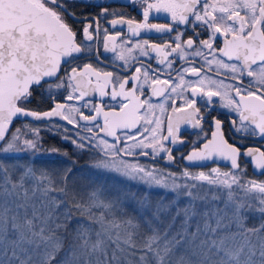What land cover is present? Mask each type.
<instances>
[{
	"label": "snow or ice",
	"instance_id": "1",
	"mask_svg": "<svg viewBox=\"0 0 264 264\" xmlns=\"http://www.w3.org/2000/svg\"><path fill=\"white\" fill-rule=\"evenodd\" d=\"M80 3L93 6L92 0H0V264H264V179L249 177L239 162L241 155L251 158L264 177V150L248 147L241 153L224 139L220 119L212 117L211 139L183 159L195 165L226 161L228 170L217 164L208 171L185 167L174 173L116 160L121 155L154 160L163 153L161 159L173 163L171 146L183 143L181 124L199 127L201 108L229 109L238 116L230 122L241 143L249 137L264 142V0H129L140 7V22L102 3L94 5L98 15L78 17L74 8ZM153 13L167 14L170 22L150 23ZM68 17L82 24L81 39ZM101 19L113 28L127 26L133 36L154 31L161 43L145 37L125 49L132 41H122L116 59L129 75L113 79L112 71L91 63L92 57L100 60L98 46L89 42L99 36ZM102 31L103 50L116 52L121 33ZM188 31L192 35L185 38ZM137 49L163 67L139 61L132 55ZM129 81L133 86L126 91ZM145 85L151 89L147 96ZM37 91L52 101L50 109L28 107ZM97 91L126 102L119 103V112L101 105L88 115L67 103ZM153 97L163 100L153 103ZM169 101L176 118H167L164 134L156 110L163 115ZM73 113L89 123L80 124ZM53 118L91 135H68L72 130ZM14 120L21 126L9 132ZM44 120L51 123H33ZM42 127L53 132L61 127L62 138L77 149L98 150L96 169L173 195L153 203L130 190L77 189L70 167L57 172L36 165Z\"/></svg>",
	"mask_w": 264,
	"mask_h": 264
},
{
	"label": "flooded vegetation",
	"instance_id": "2",
	"mask_svg": "<svg viewBox=\"0 0 264 264\" xmlns=\"http://www.w3.org/2000/svg\"><path fill=\"white\" fill-rule=\"evenodd\" d=\"M97 3H102L105 6H109L112 10H115L116 12H122L125 13L126 16H130L134 18L135 21L140 22L142 20L141 16V9L139 6H132L129 4V0H92V5L93 6H88L83 3H80L77 7L74 8V11L77 13L78 17L80 16L81 13L83 14H94L98 15L100 12V8L94 6ZM89 18H91L89 16ZM68 23L75 29L77 30L78 33V40L81 39L82 37L79 35V30L82 28V24L78 23L74 20H72L71 17L67 18ZM149 22L150 23H169L170 22V17L165 14V13H153L149 17ZM100 27H101V32L98 37H94V40L89 42L93 43L98 46L99 50V56L100 60H96L95 57L91 58V63H93L94 66L99 67L102 71H112L114 73L113 79H115V76L117 73H119L122 77H127L129 75L128 72H123L121 71L120 65L123 63L122 61L116 59V55L118 52L121 50V42L122 41H127L130 40L132 43H125L123 44V47L125 49L127 48H134L136 43L138 41H141L142 38L147 37L149 39V43H161V40L159 38L160 34L155 33L154 31L152 33H145L144 31H141L140 36H133L130 32L127 30V26H124L121 28L120 25H117L116 28H113L110 24H108L105 20L101 19L100 20ZM107 28L109 34H114L116 32H120L121 35H119L116 43L118 45L116 52H105L103 50L102 44L104 42V34H103V29ZM192 35L191 31H188L185 33V38L187 36ZM206 33H201V38H206ZM219 43V41L217 42ZM150 54L154 57L155 53L150 52ZM132 55L138 56L139 61L143 62L144 64H151L153 68H159L163 67V65H158L156 63V60L153 59L151 61L148 60L147 57L139 55V50L137 49L135 52L132 53ZM169 59H172V57H169ZM199 60V58H197ZM79 63H85L87 62L84 59H81L78 61ZM136 61H132L133 65H136ZM180 64V61H177L176 64L173 65V67H178ZM143 71V69H142ZM151 75V73H150ZM209 75H212V73H209ZM164 78V77H162ZM187 79H192L191 77H186ZM216 78V77H214ZM131 86H133V82L129 81L128 85H125V90L127 91ZM139 86V85H135ZM90 87H95V77H93V84ZM156 87H160V85H157ZM112 85H108L105 88L106 92H111ZM119 89L117 88V91ZM63 92L64 90H60ZM144 92L145 96L149 95L151 92V89L145 85L144 86ZM167 95V93H165ZM190 95V93H188ZM234 95V94H233ZM145 96H141L140 99L143 100ZM57 99H61L60 95H57ZM238 99V98H237ZM163 100V97H153L152 102L153 103H159ZM85 101H90L91 103L87 107H82L84 105ZM213 101L215 104L220 103V98L213 97ZM121 102H126L122 101L121 97H117L116 100H112L110 95H105V96H100L99 92H91L90 94L86 95L83 100L79 101H67L69 104H75L77 107H80L81 112H83L85 115L89 114V111L92 107H100L103 105L104 111H114V112H119V103ZM181 101L177 100L176 106L178 107L180 105ZM198 107L200 106L199 103L197 105ZM29 108L31 109H37L40 111L48 110L52 107V101L48 100L45 98L44 95L41 94L40 91H37L33 94L32 96V102L31 104L28 105ZM166 108H168V111L164 112L163 115H160L159 110L157 109V115L159 116L161 120V127L164 129V134H166V125H167V118L169 116L173 117V120H175L176 116L171 112V101L168 102L167 105H165ZM143 111V109L141 110ZM94 114V113H93ZM183 115V114H180ZM201 115H203L204 119L201 122V125L199 127H192L190 124H185L182 123L180 126V132H179V137L180 139L183 140V143H176L175 145H172V155L175 157V161L173 163H169L164 159H161L163 157V153H161L160 157H157L156 159H151L148 156H128V155H121L116 157V160L119 161H127L129 163H139L142 165H147V166H155L158 167L159 169H166L170 170L172 172H180L183 168L187 167L190 168L194 171L197 170H203L207 171L209 168L216 166V163H212L204 168L202 167H191L188 166L185 162L186 160L183 159L184 156L188 155L190 151L192 150L193 146L196 148H200L204 142L207 140L211 139L212 133L215 131V126L214 122L212 120V117H216L217 119H220L222 121V133L223 137L229 144H233L236 147H239L241 149V153L244 152V150L248 147H259L261 150H264V142H262L259 138H245L243 143L240 142L239 139V134L234 133L232 130V125H231V119H237L238 116L236 113L230 112L229 109L227 108H222V107H214L212 111L206 112L204 108H201ZM73 116H76L78 122L80 124H86L89 123L87 121L79 120V117L77 114L73 113ZM98 122L102 123V118L98 117ZM53 121L58 125H63L64 127L72 130L70 133H67L68 135H71L74 132H81L82 135H91L90 133L84 132L81 128H74L73 125L67 124V121L65 120H60L59 118H53ZM34 124H41V125H47L51 122H33ZM20 122L19 120H14L13 125L10 126L9 129H13L14 127H19ZM137 129H133V131H136ZM10 132V131H9ZM63 128L57 127L55 132L49 131L47 127H42L40 129V136H41V143L43 147L49 146L50 144L55 145H61V146H74V144L71 143L70 140H65L63 139V135H65ZM120 134V133H118ZM104 134L101 132L100 136H103ZM109 142H111L112 138L111 137H105ZM143 139V137H141ZM193 142H195V145H193ZM134 143V141H133ZM167 144L168 142L165 141ZM123 146V144H121ZM139 151V150H137ZM147 151L151 152V149H148ZM98 150L96 151H91L92 154L97 155ZM239 162L241 163L242 166H246L247 168V175L249 177L257 178V179H264V177H261L257 174H255L253 170V161L251 158H246L243 155H241ZM219 165V164H218ZM221 170H228L229 166H221Z\"/></svg>",
	"mask_w": 264,
	"mask_h": 264
},
{
	"label": "rangeland",
	"instance_id": "3",
	"mask_svg": "<svg viewBox=\"0 0 264 264\" xmlns=\"http://www.w3.org/2000/svg\"><path fill=\"white\" fill-rule=\"evenodd\" d=\"M30 134L31 133H29V135ZM49 152L50 151H46L42 145L41 153H48L49 154ZM6 159L9 161H12L9 159V157ZM125 162H127V161H125ZM127 163H129V162H127ZM48 164L49 163H44V162L40 163V164L36 163V165L38 167H44V168L50 169L47 166ZM89 169H91L90 174H92V172H93V175H87L85 173L80 172V173L72 176V182L77 189L86 191V190L93 189L96 187H102L106 192L110 193L113 189L118 188L121 190H130L131 192L136 193L137 196H139V195H141V194H139L140 193L139 191H133L132 190V188H137L139 190H143L144 192L142 194L147 195L153 203H155L161 199L165 200V202H166L167 199L173 195V193L166 192L165 189L159 188V187H152L151 189H148L145 185L140 184L136 181L128 180L125 177L120 176L119 174H117L114 171L98 170L94 166L90 167ZM50 170H54V171L59 172L61 170V168L58 166V164H56ZM174 173H179V172H174ZM133 206L134 205L131 202L128 204L129 209L132 208Z\"/></svg>",
	"mask_w": 264,
	"mask_h": 264
},
{
	"label": "trees",
	"instance_id": "4",
	"mask_svg": "<svg viewBox=\"0 0 264 264\" xmlns=\"http://www.w3.org/2000/svg\"><path fill=\"white\" fill-rule=\"evenodd\" d=\"M13 129H10V132ZM46 151H50V149L55 148L58 149V152L54 153H39L36 156V163H49L47 166L52 169L54 165L58 164V166L61 168L60 171H62L66 167L71 168V176L78 174V173H85L87 175H93L90 174V167H92L95 163V158L97 155H94L91 153V151L88 150H80L77 149L74 146H61V145H55L50 144L49 146L44 147ZM10 160L17 159L16 157H9ZM27 157H21L20 160L24 161ZM133 191H139V194H142L144 191L139 190L137 188H132Z\"/></svg>",
	"mask_w": 264,
	"mask_h": 264
},
{
	"label": "water",
	"instance_id": "5",
	"mask_svg": "<svg viewBox=\"0 0 264 264\" xmlns=\"http://www.w3.org/2000/svg\"><path fill=\"white\" fill-rule=\"evenodd\" d=\"M28 119H30V118H28ZM34 122H37V123H40V122H48L47 120H44V121H34ZM9 131H10V129H9ZM7 138V137H6ZM188 166H191V167H202V168H204V167H206V166H208V165H210V164H212V163H214L213 161H207V162H203V165H195V164H189L187 161L185 162ZM216 164H219V165H221V166H229L228 165V162H226V161H216L215 162ZM253 170H254V172H255V174H257V172H256V170L254 169V162H253ZM258 175V174H257Z\"/></svg>",
	"mask_w": 264,
	"mask_h": 264
}]
</instances>
